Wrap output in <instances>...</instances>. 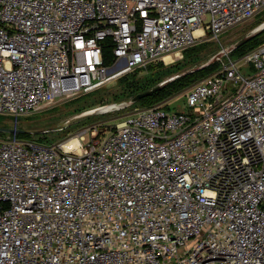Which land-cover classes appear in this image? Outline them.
<instances>
[{"label":"built area","instance_id":"2783aa9c","mask_svg":"<svg viewBox=\"0 0 264 264\" xmlns=\"http://www.w3.org/2000/svg\"><path fill=\"white\" fill-rule=\"evenodd\" d=\"M263 8L0 0V113L16 127L112 71L218 40ZM219 63L187 89L186 111L147 107L84 129L77 148L0 139V264H264V42Z\"/></svg>","mask_w":264,"mask_h":264},{"label":"rangeland","instance_id":"374dc122","mask_svg":"<svg viewBox=\"0 0 264 264\" xmlns=\"http://www.w3.org/2000/svg\"><path fill=\"white\" fill-rule=\"evenodd\" d=\"M263 25L264 8L253 18L220 33L218 40L198 41L194 49L188 51L187 54L181 51L165 56L164 59L146 67L117 69L110 72L104 81L94 84L89 89L57 97L54 101L32 111L28 116H21L18 129L27 130L38 137L45 136L48 142L65 144L73 138L78 139L77 135L84 129L97 126L98 129L104 130L108 125L123 121L137 111L150 106L162 105L170 111H186L187 89L193 83L212 74L216 69L206 71L202 76L191 80L185 87L158 102L140 104L138 100L165 83L197 67H204L208 62L215 61L217 58V62H220V59L225 60L227 56L239 60L248 50L235 53L231 49L234 48L236 42ZM226 52L229 53L225 54ZM248 66L250 65L243 64L241 70L244 71ZM137 95L142 96L134 101L133 98ZM94 123L98 125H93ZM0 125L14 127L12 117L6 113H0ZM7 134L1 132L0 139L5 138ZM89 138L88 132L85 134L83 143L85 144Z\"/></svg>","mask_w":264,"mask_h":264},{"label":"trees","instance_id":"16d2710c","mask_svg":"<svg viewBox=\"0 0 264 264\" xmlns=\"http://www.w3.org/2000/svg\"><path fill=\"white\" fill-rule=\"evenodd\" d=\"M259 13H257V14H259ZM262 42H264V29L260 30L255 35H252L251 37H249L244 43H242L238 47H235L233 49V52L239 53V52H242L245 50L250 51ZM196 44H198V42L193 44V45L186 47L185 49H183V51L187 54L188 51H191L194 49ZM114 59H115V57L112 53V49L109 46L105 47L103 49V62H104V64L106 66H110V65H112ZM149 65H151V63L148 64L147 66H149ZM219 65H220L219 62L212 61L209 64L204 65V67H200V68L197 67L194 70H192L191 72L185 73V74L165 83L164 85H162L160 88L156 89L155 91L149 92L148 94L142 96L138 100V102L140 104H152V103L158 102L159 100H161L164 97L172 94L173 92L180 90L181 88L185 87L191 80H193L196 77L202 76L206 71H208V70L213 71L214 69H217L219 67ZM136 68H140V67H136ZM136 68H133V69H136ZM164 107H166V106H164ZM16 127L19 128L18 123L16 124ZM108 128H109V125H108ZM1 132L2 131H0V133ZM16 135L18 137H21V138L33 137V138H36V139L41 140V141H46L45 136L38 137L36 135L30 134L29 131H27V130L23 133H16ZM46 142H48V141H46Z\"/></svg>","mask_w":264,"mask_h":264},{"label":"water","instance_id":"95a60500","mask_svg":"<svg viewBox=\"0 0 264 264\" xmlns=\"http://www.w3.org/2000/svg\"><path fill=\"white\" fill-rule=\"evenodd\" d=\"M251 37V36H250ZM249 37H244L242 39H240L238 42H236V44L234 45V47H238L240 44H242L243 42H245ZM113 70V68L111 69ZM148 94V93H147ZM146 95V94H145ZM142 95H137L136 97L133 98L134 101H136L139 97H141ZM0 131L2 132H6V133H23L26 130L23 129H18L16 127H6V126H0Z\"/></svg>","mask_w":264,"mask_h":264},{"label":"bare ground","instance_id":"6f19581e","mask_svg":"<svg viewBox=\"0 0 264 264\" xmlns=\"http://www.w3.org/2000/svg\"><path fill=\"white\" fill-rule=\"evenodd\" d=\"M263 29H264V25L261 26L260 28L256 29V30L250 32L248 35H246V37L247 36L250 37L252 35H255L257 32H259L260 30H263ZM78 144H79V140L73 138L70 141H68L67 143L63 144V146L65 149H70V148H77Z\"/></svg>","mask_w":264,"mask_h":264}]
</instances>
